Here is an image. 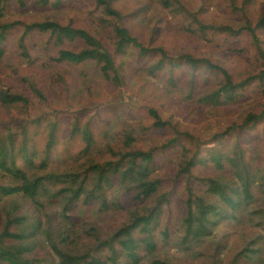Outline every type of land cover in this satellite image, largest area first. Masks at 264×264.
<instances>
[{
	"label": "rangeland",
	"instance_id": "obj_1",
	"mask_svg": "<svg viewBox=\"0 0 264 264\" xmlns=\"http://www.w3.org/2000/svg\"><path fill=\"white\" fill-rule=\"evenodd\" d=\"M242 1L110 0L120 18L103 13L96 0L3 2L0 22L15 24L1 45L0 93L8 90L28 99L26 104H3L0 100V139L11 141L15 165L26 174L38 176L76 172L90 177V164L116 161L127 149L125 136L130 134L134 138L130 148L154 147L150 178L160 180L154 194L136 199L134 190H126L115 179L113 187L105 188L108 203L114 202L115 207L99 210L98 200L86 203L79 195L67 205L65 215L63 198L52 195L64 184L44 180L46 192L36 197L38 203L19 195L20 205L13 214H24L26 221L40 220L58 245L104 260L110 254L104 242L129 224L133 213H145L160 195L164 196L158 224L152 230L155 250L148 253L141 244L138 263L119 255L127 264H145L153 258L169 264H232L245 241L259 233L264 235L254 223L264 211V191L255 184L251 186L253 200L249 208L240 211L242 217L226 220L215 230L217 240L221 239L216 255L209 241L188 250L179 246L184 232L182 219L187 212V186L195 194L210 198L201 178L233 177V169L225 159L217 168L210 155H230L238 145L251 170L257 173L262 169L264 176V116L244 124L248 114L259 115L264 109V79L253 78L243 88H236L230 101H224L222 95L218 102L203 99L224 83L222 69L234 84L264 72V57L259 52H264V23L257 26L259 20H264V0H250L246 5ZM54 2L59 5L56 7ZM44 20L82 28L97 38L113 61L110 78H104L94 60L72 63L55 59L60 49L78 51L85 47L80 38L57 40L49 31L33 30L24 36L28 56H23L18 40L24 26ZM114 25L125 27L142 46L159 47L162 53L153 50L143 54L131 44L124 52H117ZM245 25L255 28L257 41ZM185 54L218 68L203 62L192 67L179 59ZM167 58L178 65L172 66ZM157 60H162L161 68L152 74L148 68ZM150 110L164 125H153ZM84 127L93 139L88 150H84ZM22 144H26L27 160L22 156ZM193 157L205 158L206 164L193 166L190 175L180 172L184 161ZM0 183L18 181L0 169ZM8 202H0V228ZM22 228H27L25 221L20 226L11 224L9 230L20 232ZM132 235L138 239L145 234L135 229ZM31 243L33 251L26 257L55 263V253L41 234ZM257 245L264 251L263 238ZM112 246L120 248L115 241ZM238 264L263 263L241 259Z\"/></svg>",
	"mask_w": 264,
	"mask_h": 264
},
{
	"label": "trees",
	"instance_id": "obj_2",
	"mask_svg": "<svg viewBox=\"0 0 264 264\" xmlns=\"http://www.w3.org/2000/svg\"><path fill=\"white\" fill-rule=\"evenodd\" d=\"M5 1L6 0H0V18L3 15L2 3ZM40 1L44 4L47 3V0ZM248 2H250V0H243L242 4L246 5ZM53 4L56 7L59 5L58 2H54ZM96 4L102 6L103 13L106 15L115 18L121 17L120 12L110 5V0H96ZM263 23L264 20H259L257 26ZM14 24L15 22H0V56L3 54L1 45L6 39L8 30L13 27ZM244 27L249 29L252 38L257 41L255 28L249 25H245ZM217 29L231 30L228 27H218ZM33 30L39 32L49 31L50 34L55 35L57 40H62L63 38L69 40L75 38L82 39L85 43V47L78 51L60 49L55 59L57 61L66 60L72 63H80L88 59L94 60L99 65V69L104 78H110L109 71L113 70L112 58L107 50L104 49L102 43L88 31L82 28H74L70 25H61L54 20L31 22L24 26L23 34L18 40V46L23 56H28L23 43L24 36ZM113 31L116 37L115 50L117 52H124L125 48L130 44L137 47L140 53L143 54L153 50L162 51L159 47L154 49L148 46H142L134 36L130 35L125 27L114 25ZM259 52L264 57V52L261 50H259ZM179 59H184V61L192 67L203 62L205 66L218 68L205 59H197L189 54L182 55ZM167 61H170L172 66L178 65L174 60L167 58ZM161 65L162 60H157L148 68V71L153 74L156 70L161 68ZM221 71L223 73L224 83L217 90L214 92L212 91L207 98L205 97L203 99L218 102L219 96L222 95L225 98L224 101H230V99L235 97L234 90L236 88H243L245 84L253 78H258L259 80L264 79V72H260L259 75L250 76L246 78V80L234 84L231 82L226 71L224 69ZM37 93H39L38 90ZM0 100L3 104L15 102L26 104L28 102L27 97L18 93L9 92L8 90L1 91ZM150 111L154 117L153 125L157 127L164 125V122L160 120L157 113L154 110ZM262 116H264V109L259 115L248 114L244 124H248L250 121H256ZM82 137L85 141L84 150H88L93 142L92 134L88 127L83 128ZM133 139L134 138L130 134H126L124 145L127 149L119 153L116 161H107L102 164H90V177L87 175L81 177L79 173L76 172L49 173L45 176L26 174L14 163L11 152V141L5 143L0 139V169L18 181V184L0 183V202L6 199L9 200L6 205L7 207L4 209V217L0 228V264H53L45 263L37 258L25 256L26 253L33 251L34 247L31 242L37 234H41L44 241L50 243V247L55 253L56 264H127V261L121 262V256H125L126 259L130 260L132 263H138L137 250L141 244L148 253L154 251L156 246L153 242L152 230L153 227L158 224L161 204L165 199L164 196L161 195L155 200V204L149 210L143 214L133 213L130 223L119 228L111 235L107 242H104L107 243L110 249V254L104 260L91 256L89 253L68 250L58 245L54 242L52 233L47 230L48 227L43 226L40 220L26 221L24 214H13L14 210H17L20 205L17 200L19 195L25 199L37 202L36 197L46 192L44 180H48L52 183L64 184V186L52 192V195L63 198V215H65V211L68 207L67 205L79 195L84 196L83 201L86 203L90 200H98L99 210H107L111 206L115 207L116 204L114 202L108 203V199L105 195V188L113 187L115 179H118L120 185L126 190H134L133 198L142 199L151 196L157 191L160 185L159 179L150 178L154 171L152 166L154 147L147 150L132 149L130 145ZM173 142L172 140L170 143ZM21 151L22 156L27 160L28 153L26 144L21 145ZM209 159L217 168L222 167V161L225 159L233 169V177L232 179L222 178L220 176L201 178L200 181L205 185L206 192L209 194L210 198L204 194H195L190 186H187V198L185 201L187 212L182 219L184 232L181 236L179 246L183 250H188L192 246H202L205 242L209 241L212 242V247L216 255L221 246V239L220 241L217 240L218 237L215 235V230L226 220L238 221V219L242 217L240 211L248 209L253 200L251 186L257 184V186L264 191V176L261 174L262 169H258L257 173L251 170L243 158V150L238 145H234L230 155L212 154ZM43 164L44 160L41 162V165ZM197 164H206V159L197 157L187 159L180 166L179 171L190 175L191 168ZM23 221L26 222L27 228H22L20 232L9 230L11 224L20 226ZM254 223L261 227L264 232V211L258 215ZM90 227V229H94L93 226ZM135 229L145 234L143 238L137 239L133 237L132 232ZM162 235L165 236L166 232L163 231ZM63 237L65 236H62L61 241L65 239ZM262 238L264 239V235L259 233L255 237L245 241L244 245L232 258V264H238L241 259L264 264L263 247L257 245L259 241L261 242ZM12 240H14V242H11ZM114 241L120 245L119 250L112 246ZM145 264L169 263L159 258H153Z\"/></svg>",
	"mask_w": 264,
	"mask_h": 264
}]
</instances>
